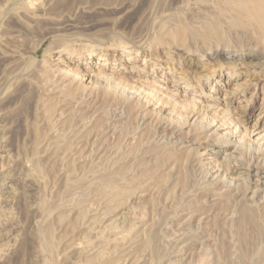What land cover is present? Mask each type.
<instances>
[{
    "label": "rangeland",
    "instance_id": "obj_1",
    "mask_svg": "<svg viewBox=\"0 0 264 264\" xmlns=\"http://www.w3.org/2000/svg\"><path fill=\"white\" fill-rule=\"evenodd\" d=\"M11 1L12 0H0V264H45V261L47 260L46 258L48 257V259H49L51 255L49 254L50 255L49 256L48 252L46 250H45V252L43 251L45 249V246H44V240H43L42 232L46 228V225L48 226V224H50V222L53 225V226H51V224H50V226L52 227V229H54L53 230L54 231L53 238L55 239L54 241L58 242L57 243L58 244V247H57L58 251L56 250V252H55L56 256L53 255L54 257H56V258H54V261L56 262V263L54 262L55 264H82L84 259H85V261L83 263L85 264L86 259L88 260L89 257L92 258V256H95V254L97 255L99 253V251L101 252V254L103 252V254H102L103 259H107L111 256V258L114 259L112 261L117 262L115 264H118L119 262H120V264L121 263L122 264H124V263L130 264V263H132V261L130 260L132 258H129L130 256H128L127 254H124V255L118 254L119 252H117V250L119 251V247L121 245L117 242L116 238H115V240L119 245L117 243H114V237L115 236L112 235V233L110 231L105 230L106 229L105 227L108 224V222L101 220L102 219L101 218L98 221V223H96V226H95V224L93 225V221L96 218L99 219L100 214L103 213V211H104V208L102 209V207H104V204L102 203V201H101V203H99L100 202V195H101L99 193H102L100 189L105 190L106 187L107 188L111 187L113 184H115L116 181H118V179H119V181L123 182L124 178H125L124 181H126V178H127V180L135 183V180L137 179V177H140V178H138V181L136 182V184H139L140 180L142 181V179L146 177V176L144 177L145 172L147 173L149 170V172H148V174H149L150 170L154 169V167L156 165L154 160L157 156L156 154H158V153L155 151L156 150L155 147L157 148L159 146L158 144L161 141V137H162L161 131L163 130L164 127L169 126V124H170L169 120L170 119H173L175 117L176 120H180L183 117V115H185L186 112L185 111L183 113L179 112V113H177L178 115H173L174 116L173 117L169 109L168 110L164 109L162 111L163 112L162 117L165 116V118H166L168 116L170 118L172 116L173 118L171 117L169 119L167 117L166 118L167 121L164 120V121L160 122V119H158L159 116H158V118H156L157 117L156 114H153V113L150 114V111L153 109L152 106L151 107L149 106L150 108L148 110V108H145L146 105H144V103L141 104L139 101H137L138 99L133 97V95L131 94L132 90H136V88L137 89L141 88L142 83H140V81H139L140 79L138 78V76H133V75L131 76L129 74L125 75L124 79L122 80V84L125 85L127 88H129L128 90H126L127 93H126V91H123V89L121 87H118V88L115 87V81H116L115 79H110V80L92 79L93 81L88 80L89 82L88 81L86 82V85H88L87 86L88 88L86 87L85 92L81 93L80 97L77 98V101H79L80 103L77 102L75 99L74 101L77 104L73 101L71 103L61 104V99H59L58 95L56 94V89H54V86H55L54 83L58 79L55 78L54 79L55 81H53L52 83H48V84L44 83L39 78L40 77L39 76L40 75L39 74V68H40V65L44 59L48 60V61L52 60V62H56L55 60L57 58H59V57L62 58V54L66 52L67 48H72V47L78 48L81 50V52H83L84 56L81 57L80 62H83L84 60L88 59L89 55L91 54L90 52H92V54H94L96 52H98V53L102 52V53L108 55L109 61H107L106 64L111 65L110 67H112V68L113 67H115V68L120 67L119 69H121V68L124 69V68L121 67L122 66L121 64L120 65L119 64L114 65L115 62H113L114 58L117 55H119L121 52V49L119 50L118 48L121 46L122 47L130 46V47H134V48L141 47L142 57H147L148 58L147 61H149V64L151 65L152 63L155 62L156 53L153 50H149L147 48V44L145 42L148 41V39H150L151 37H153L155 35V32L157 31V28H158L157 26L160 24L161 21H163V20H165V18H167V14L169 12H170L169 14L172 13L171 15H173V16H174V14H178L180 11V9H179V11L177 9L179 4L180 5H181V3L185 4L187 1L189 2V0H184V1L183 0H56V1L52 0L51 2H49L50 0H48V1L47 0L23 1V2L27 3L28 11L30 9L32 12L31 14H33V12H36V11L37 12L41 11V7L44 4H46V2L48 5H49V3L51 4V6L50 5L48 6L49 9L47 8L49 11L45 10L46 12L49 13L48 18H51V19H48V21H47L48 23H46V24L44 22V24L42 26L41 25L40 26H36V25L31 26L32 25L31 21L30 22L27 21V19H25L23 17V15H21V14H20V16H22L21 22L19 20V22H17L18 23L17 24L16 21L13 20L14 14H11L12 13L11 7H13V5H14V7L17 6L16 2H19V3H22V2H20L21 0H18V1L13 0V1H15V3H16L15 4L13 1H12L13 3ZM43 2H44V4H42ZM178 2H180V3H178ZM188 2L186 4L188 6L187 8L193 7L192 6L193 2H191L189 4H188ZM9 4H11V5H9ZM6 5H7V7H6ZM8 8L9 9L11 8V9L9 10ZM7 9H8V13L6 12ZM173 11H175V12H173ZM8 15H10V16H8ZM164 15H166V16H164ZM20 16L18 15L19 18H20ZM168 17H169V15H168ZM27 26L28 27L31 26V27L28 28ZM51 27H53L52 29L54 31H57L56 32L57 35H54V34L50 35L49 38L46 39L44 44L41 45L40 41L44 39L43 37H45V33L48 34L49 32L53 31L51 29ZM54 27H55V29L57 27V29L55 30ZM58 29H59V31H58ZM146 37H148V38H146ZM233 41H235V42H233ZM233 41L231 42L232 45L230 44L231 46L228 47L229 48L228 50L234 56V59H230V61L236 62V64H238V66H240V64L243 65V64L248 63L247 65L251 64L250 65V67H251L252 64L253 65L257 64L258 67H256V68H258V69L260 68V70L264 71V62H263L264 57H261V58L259 57V59L257 58V56L253 57L257 54V52H255V50L260 52L259 51L260 49L257 48L256 44H254L255 43L254 41H253L254 43H252V44L250 42H248V44H247L246 41H242V42H239V41L236 42V40H233ZM244 42H245V44H244ZM235 43H240V44L235 45ZM241 43H243L244 45L242 44L243 45L242 46ZM239 45H241V47ZM247 46H250V47H248V49H247ZM253 47L256 49H253ZM238 48H241V49H238ZM245 48H246V50H245ZM59 51H62V54H60ZM160 51L162 52L163 50L161 49ZM209 54L212 55V53H209ZM254 58H256V59H254ZM67 61L72 62L74 65L78 64V62H79L77 57H72ZM92 61H93L92 66L100 67L104 64V62H100L99 60L96 61L93 59ZM224 63H225V65H227L226 62H224ZM149 64L144 66V67L148 68L147 69L148 72L151 71V66ZM181 65H183V64H179L178 61L175 62V67L177 69H183L185 66H187V65H184V66H181ZM158 70L159 71H157V73L152 75L153 77L151 76V78L155 79L154 81L159 82V81H161V76L164 74H162V69H160V67L158 68ZM169 70L171 71V73H173V70H171V69H169ZM165 72H166V70H164L163 73H165ZM137 80H138V82H137ZM167 83H166V85H168L169 89L175 88L174 87L175 84H173V83L167 84ZM164 84L165 83L163 82V85ZM260 86H264V82L261 83ZM263 91H264V88L260 87L258 89V92H257V98L254 101L250 102V104L244 103L247 111L252 113V117L250 119V121L252 123H254L258 119L257 117H258L259 113L261 112V108L263 107L262 106V103L264 102ZM123 93H124V95H123ZM242 94H243L242 92H240L238 94V98L232 107H234V108L236 106L238 107L239 101L242 100V98H243ZM121 95H123V97ZM129 97H131V98H129ZM133 102H134V104H133ZM137 103H138V105H137ZM66 104H68V105H66ZM50 105H53L55 107L54 110H56V112H55L56 114L54 113V116H52L54 118L53 119L51 118L50 119L51 121H48V119L46 118V114L48 111L47 109ZM61 106H62V109H65L64 110L65 114L63 113V110H60ZM65 106H68V107L63 108ZM142 106H144V107H142ZM70 109H71V111H70ZM72 109H75V110H72ZM144 111L145 112L147 111L150 114V116L148 114V120H146V122L141 120V118H142L141 113H143ZM263 111H264V107H263ZM59 112L60 113L62 112L61 115ZM138 113H139V115H137ZM62 114H64L65 116ZM68 115H71V117ZM179 115L180 116L182 115V117L180 118ZM56 116H57V118H56ZM135 116L137 117V119ZM263 117H264V114L261 116V118H263ZM65 118L66 119L68 118V119L66 120ZM155 118H156V120H154ZM57 119H59V121ZM64 120L66 121V124L64 123L65 122ZM68 120H69V122H68ZM166 124H168V125H166ZM136 128H139V129L136 130ZM131 131H132V133H131ZM58 132H59L60 137L58 135ZM62 132H63V134L61 136L60 133H62ZM130 133H131V135H130ZM179 136H181V134H179ZM140 140H142V141H140ZM59 142L60 143L61 142H63V143L67 142V144L61 143V145H60ZM115 142H117V143L115 144ZM130 142L132 145L130 144ZM57 144H59V146H61V148L59 146H57ZM155 144H157V145H155ZM64 146H66L67 148H65ZM111 146H112V149L110 148ZM188 146H190V144ZM219 146L220 145L218 144V145L212 147L211 153H216L219 150L218 149ZM114 147H115L116 151H115V149L113 150ZM132 148H133V150H132ZM108 149H109V151H107ZM148 149H151L152 151H150ZM92 150H94V151H92ZM124 150L127 151V153ZM130 150H132V154L128 153V151L130 152ZM103 151L105 154L103 153ZM145 151H147V152H145ZM115 152H116V155L119 154V156L117 155L118 156L117 159H115L116 157H114V159H115L114 160L113 154ZM100 153L102 154L103 157L101 156ZM134 153L136 155L137 154L138 155L136 156ZM145 153L146 154L149 153L147 155L150 157L145 155ZM179 153H181V152L179 151ZM125 154L131 155L128 158V160H126V162H123V165H125V166L128 165L126 167L128 169H126L127 171L124 172L125 173L124 176L120 175V174L118 175L117 170H114V168H116V169H118V168L115 166L113 167V164H115L114 161H117L120 157L121 158H122V156L125 157L126 156ZM153 154H155V157ZM116 155L114 154V156H116ZM132 155H133V157H132ZM141 155H143V158H141L142 157ZM93 156H94V158H92ZM104 156H105V158H104ZM216 156H221V152L216 153ZM101 157H102V159H101ZM153 157H154V159H153ZM204 158L209 159L210 157L205 156ZM143 159H145V160H143ZM98 160H99V162H98ZM100 160H102V161H100ZM133 160H134V162H133ZM136 160H137V163H136ZM147 160H149V161H147ZM34 161H35V164L39 163L38 165L41 166V171L43 170L42 171L43 173L38 174L35 172L34 164H33ZM127 161H129V162H127ZM144 161L146 162V164L145 165L140 164L142 167L141 168L138 162L145 163ZM205 161L203 162L204 165L203 164L195 165V168H193V169H192V167H190V165L188 163L184 164V166L182 168L183 173L186 174L189 177L188 179L190 180V181L188 180L189 187L186 190L188 192L187 194H184L182 191L180 192L181 188L179 187L180 185L178 183L179 182V180H178L179 179V177H178L179 172L176 171L177 168L174 166V164L171 165L172 163H169V162L166 163L167 167H165V165L162 166L165 169L160 168V167H158L159 168L158 169L157 167H155L160 171L165 170L166 172H168V170H170L172 172L173 171L172 169L175 168L174 169L175 172L173 171L174 175H173V172L169 173L170 176L168 173H164L165 175H168L169 177H171V178L168 177L169 180L170 179L171 180H170V182H167L168 184L166 183L167 186L163 185L166 181H164V183H161V180L159 181V177L161 175H163V171L159 172L157 169H155L154 170L155 172H152L153 171L152 170L151 175H155V173L157 175V173H158V177L155 175L158 178V180L155 177L152 178V180L154 179L153 180L154 185H153L151 180L148 181L149 183L151 182V184H152L151 185L148 183L151 186L152 190L151 189L148 190V188H150V187H148L149 185H147L146 191L147 192L149 191V192L146 194L147 195L146 197L143 196L144 199L142 198L141 195L138 194V197L141 196L140 198L135 196V197H133L134 199L131 198L130 201H128L129 205H131V208H133V206H134V208H136V211L133 210L135 212V213L133 212L135 217H134L133 213L131 214V217L134 218L133 219L134 224H132L129 219L127 220L122 216L121 217L117 216V223L120 222V223H118V227L120 229L122 228V230H124V231L127 230V227L130 224L133 226L136 225V227H134L135 230H133V234H131L133 237L131 236V238L129 239L132 242L134 239L138 238V233H140L139 236L143 232H144L143 234L146 235V233H148L147 230L150 229L149 233H151V234L148 233V235L144 236L146 238L148 237L149 241L151 240L150 242L148 241V246H147L148 250H147V248L145 249L146 251L149 252V250H150L149 248L151 247L152 251L150 250L151 253L149 252L150 258L148 257L149 254H146L148 252L144 253L145 250H142L141 248L137 249L136 247H134V248H132L131 251H130L131 248L129 249L131 254H129V253L128 254L133 255V257L137 251V254H136L137 257H136V255H135V257L137 258V261H139L138 262L139 264H146V263L147 264H163V263L164 264H205V263L209 264L208 260L211 261L210 262L211 264H215V263L216 264H221V263L224 264V262L222 260L223 256L221 255V253L223 255L229 256L231 258L230 259L231 261H230L229 257H224V260H225V258H228L225 260L226 264H232L233 259L235 260L233 264H235V263L237 264L236 260L238 262L241 261V263L239 262V264H246V263L247 264H256L257 262L260 264H264V258H263L264 253H262L264 251V243H263L264 234L262 233L263 235L259 236V237H261V239H257V238H259L258 236L252 238V236H250L251 233L248 234L250 236V237L248 236V239L249 238L254 239V240L256 239L255 241L259 242V243L258 242L256 243L253 240L254 241L253 244L256 243L254 245V247H256V245L259 246V244H260V247H258V249H260L261 253L259 251H256V253L254 252V250H257V248H254V250L253 249L249 250L250 248H253V244L251 243V241H252L251 239H249L248 243L249 244L251 243L250 246H252V247H249V244H248V247H247V245H245L246 246L245 247L241 240H240V243L238 242V240L240 238V236H238L239 233H238V235H236L238 231L236 230V226L234 224L237 222V220H238L237 217H239V216H238L237 209L236 208L234 209V205L237 206L236 202H237V200H239L241 198L242 194L237 193V195L239 194L238 195L239 199H238V196L236 194H234L236 191L234 189L237 188L236 185H238L241 182H244L243 178H241L242 180H240V181H239V179H235L234 183L232 180H230L229 181V183L231 182L230 185L228 183V185H227L228 187H226V189H222L223 192H225V191L226 192L223 194H219V195L218 194L216 195L215 192L220 193L221 190L219 191L217 188H221L222 186H220L219 183L217 184L215 182L214 183L215 185H212V187L213 186L216 187L215 192L214 193L209 192V194H207L209 191L208 185L212 183L214 177H213V174H211V173H213L212 172L213 171L212 166L211 165L209 166V164H208L210 162V160L209 161L205 160ZM125 163H129V164H125ZM205 163H207V165ZM130 164H131V166H130ZM187 164H188V167L187 166L185 167V165H187ZM147 165H149V166H147ZM191 165H193V164H191ZM100 166H101V168H100ZM143 166H145V167L143 168ZM206 166H207V168H206ZM146 167H148V168H146ZM172 167H174V168H172ZM209 167H211V168H209ZM111 168H112L113 172H111V170H110ZM168 168H170V169H168ZM144 169H146V170L144 171ZM198 170H200V171H198ZM185 171H187L189 174L187 172L185 173ZM115 172L117 175H115V174L112 175ZM139 173H142V174H139ZM159 173H162V174H159ZM192 173H193V175H191ZM103 174H105V175H103ZM171 174H172V176H171ZM175 174H176V176H175ZM95 175L96 176L100 175V178H99V176H97L99 179H101V180L98 179L99 182L96 180L97 177H95ZM101 175L106 179L107 178L109 179L110 177L111 178L109 180L107 179V183H105L106 179H104V178L102 179ZM151 175H147L146 178H150ZM189 175H191V176H189ZM105 176H107V177H105ZM119 176H122V177H119ZM194 176H196V179H194ZM261 176L264 178V174H262ZM28 177H29V179H28ZM78 178L80 179V181H78L79 180ZM115 178H117V179H115ZM120 178H122V179L120 180ZM130 178L132 180H133V178H135V180L132 181V180H130ZM73 179H74V181L75 180L76 181L74 182ZM175 179H177V181ZM207 179H211L212 181L210 180L211 181L210 182L208 180L209 181L208 182ZM155 180H157L156 186H155ZM193 180L194 181L197 180V183H195L197 185L193 184L194 183ZM85 181H86V183H85ZM91 181H93L94 183ZM100 181H104V183H100ZM81 182L84 185H82ZM121 182H118V183H121ZM191 182H192L193 186L191 185ZM198 182H200V183L198 184ZM201 182H203V183H201ZM160 183L162 184L161 189L157 187L158 184H159L158 186L160 187V185H161ZM204 183L207 184V187H206V185H204ZM97 184H99V185L97 186ZM176 184H177V186H176ZM175 186L177 188H175ZM71 187H72V189H71ZM95 187H97V188H95ZM233 187H236V188L233 189ZM73 188H75V189H73ZM172 188H174L173 189L174 191L172 190ZM189 188L192 190H189ZM96 189L97 190L99 189V191L95 192ZM154 189H155V191H154ZM157 189H158V191H157ZM170 189H171V193L175 192V190L178 189V190H176V193H175L176 195L174 194L176 196V197L174 196L176 199V203H174L175 200L173 199L174 197L171 193H170L171 198H169L170 195L168 192H170ZM242 189L243 188L241 187V190ZM199 190H201V191H199ZM205 190H207V191H205ZM186 191H185V193H186ZM204 191L206 192V195H205ZM177 192L179 194L181 193L180 196H182L183 194L184 195L180 198L177 195L178 194ZM201 192L202 193L204 192V193L201 194ZM96 193H98V194H96ZM227 194L229 196L228 198H230V199H229V201L227 200L228 204H226V206H224V203H227V201L225 200V199H227ZM262 195L264 197L263 193H262ZM177 196H178V200L179 199H181V200L177 201ZM230 196L231 197L233 196L237 199L234 198L235 199L234 200L233 197L231 198ZM167 197H168V199H167ZM218 197H220V198H218ZM223 197L225 199H223ZM261 197L257 199L256 203H258V205H262L264 207V205H263L264 204V198L262 197L263 199L261 201H258L259 199H261ZM96 198L99 199L98 200L99 202L95 200ZM151 198L154 201H157V202H155V204L157 206L155 205L154 207H152L154 210L147 203L144 202L145 200L151 199ZM186 198H187V200H186ZM222 199H223V201H221ZM231 199H233V200H231ZM81 200L82 201L87 200V202L85 204H82L83 205L82 206ZM168 200H170V202ZM62 201H63V203H62ZM201 201L203 204L206 201V204H204V206H202ZM219 201H221V202H219ZM224 201H226V202H224ZM49 202H51V203L49 204ZM138 202H139V204H137ZM229 202L231 203V205H229L230 204ZM41 203H43V204H41ZM144 203L146 204V206H149V207H145ZM170 203L172 204L171 206H170ZM215 203L218 204V206ZM46 204H47V206H46ZM101 204H102V206H101ZM211 204H213V205H211ZM219 204L220 205L222 204V205L220 206ZM200 206H202L201 208H203V210L200 209ZM205 206H207V207L210 206V208L206 207V209H207V211H206ZM213 206H214V208H212ZM44 207L47 208V211H45L46 209H44ZM163 207L165 210L163 209ZM228 207H230V208L228 209ZM131 208L128 207V210L124 211L125 214L127 212L129 213V211H131L130 210ZM219 208H221V209H219ZM48 209L50 211H48ZM209 209L212 211L210 212ZM216 209H218V210H216ZM233 209L235 211H233ZM85 210H86V212H85ZM208 210H209V212H208ZM141 211H142V213H141ZM151 211H153V212H151ZM207 212L210 214H206ZM216 212L219 214L216 215L217 214ZM231 212H233V213H231ZM144 214L145 215L147 214V216H145ZM83 215H85V216H83ZM143 215L146 219L143 217ZM204 215H206V216L203 217ZM231 216H233V217H231ZM59 217L63 218L64 221H61V218L59 219ZM139 217H140V219H137ZM208 217H210V218L208 219ZM218 217H220V218H218ZM123 218L125 221L124 225L127 227H125L123 225V223H124ZM129 218H130V216H129ZM236 218H237V220H236ZM112 219H114V217ZM115 219H116V217H115ZM130 219H132V218H130ZM136 219L138 222L136 221ZM210 219H211V221H210ZM139 220H142V221L139 222ZM229 220H231V221H229ZM59 221L62 223H60ZM128 221H130V224L127 225ZM135 221L138 225L139 224L140 225L138 226L135 223ZM157 221H158V223H156ZM208 221L211 223H209ZM212 221H214L215 223ZM217 221H219V223ZM233 221H235V222L233 223ZM151 222H153V223H151ZM184 222L186 224H184ZM220 222H221V224H220ZM151 224H153L152 227H151ZM144 225L145 226L148 225L147 226L148 229H146L147 232L144 231L145 230ZM180 225L183 226L182 229L180 228ZM184 225H186V226H184ZM43 226L45 228H43ZM92 226H93V228H92ZM149 226H150V228H149ZM190 227H191V229H190ZM210 227H212V228L210 229ZM139 228H141V229L144 228V229H142V231H143L142 233H141V229H139ZM176 228H178V231ZM90 229L95 230V231L93 232ZM128 229H129V227H128ZM100 230H101V232H100ZM91 231L93 232V234ZM104 231H106V233ZM195 231H196V233H195ZM263 231H264V228H263ZM87 232H89V233L87 234ZM90 232H91V234H90ZM154 232H156V233H154ZM94 233H97V234H95L97 236H95ZM100 233H104L106 235L108 234L107 236H105L104 234H101V235L104 236L105 238H107V240L109 242L108 245L113 244V246H115V248L118 247V248H116L117 250L116 249L113 250L114 249V248H112L113 246L108 248L109 246H107L106 239L104 241H102V242H104V243H102L101 240L98 238L99 236H101ZM85 234L87 236L89 235L88 238L86 237ZM143 234H142V236H143ZM152 234H155V235H152ZM157 234L159 235V238H160L159 243H158L159 238H158ZM93 235L95 236V239L98 238L100 241L95 240L93 238L94 237ZM156 235H157V237H156ZM135 236H137V237L135 238ZM108 237L110 238V241H109ZM208 237H209V239H208ZM86 238L90 239V241L87 240L88 242H90V243L92 241L94 242L95 246L92 245L93 243L90 244L91 247L87 246V248L89 247L91 250L89 248L87 249L85 247L86 246L85 243H87ZM156 238H158V239H156ZM155 239L157 240L156 246H154ZM177 239H179V240H177ZM183 239H185V240H183ZM204 240H205V242H204ZM260 240H262V241H260ZM40 241H42V242H40ZM216 241H218V242H216ZM111 242H112V244H111ZM203 243H205V244H203ZM206 243H209L208 246L209 245L210 246L208 247ZM102 244H103V246H102ZM130 244L131 243H128L126 246H130ZM149 244H151V245L149 246ZM216 244H217V246H216ZM222 244H223V246H222ZM239 244H241L242 250H240L241 247ZM225 245H226V247H225ZM227 245L229 246V249H228ZM242 245L246 248V250L249 248L248 250L250 252L251 251L253 252V253L251 252L252 254L249 252L251 254L250 255L244 249V253L247 252V254H248L247 259L250 258L249 260L246 259V263L244 261H242L243 259H241L242 256L245 255L244 253H242L243 252V246ZM40 246H42L44 248H42V247L40 248ZM126 246H125V248H129ZM152 246H154V247H152ZM157 246H159V247H157ZM218 246H220V247H218ZM99 247H100V249H98V251H97V248H99ZM101 247L102 248L106 247L107 249H102ZM2 248H3V250H2ZM83 248H86L85 251L87 250V252H85ZM138 248H139V246H138ZM152 248H154V249H152ZM223 248H225V249H223ZM231 248L234 250H232ZM133 249H135V251ZM155 249L158 251V257H159V258L157 257L158 259L157 258L155 259V257L157 256V254H154L156 252ZM41 250H42V252H41ZM88 250H89V252H88ZM104 250L107 252L108 256ZM112 250L117 252L119 259H118V256L115 252L112 254L113 256L111 255ZM140 250H142V251H140ZM154 250H155V252H154ZM237 250L240 252H238ZM228 251H229V253H228ZM230 251L233 254H235L236 257ZM40 252L45 253L47 255V257L45 254H41ZM83 252L85 254L87 253V255L83 254ZM140 252L144 256H142V254ZM257 252L260 255H258ZM173 253L176 254L177 258H176V256H173L174 255ZM114 254H115V256H114ZM140 255L142 256L141 258H139ZM161 255H162V257H164L163 259H162ZM238 255H239V257H238ZM240 255H241V257H240ZM249 255L251 257H249ZM53 256H51V257L53 258ZM123 256L125 258L128 257L129 259L125 260ZM254 256H258V257H255L257 260L254 258ZM189 257L192 259V261L190 260ZM202 257H203V259H202ZM206 257L209 259H207ZM232 257H234V258L232 259ZM111 258H109V259H111ZM253 258H254L256 263L254 262ZM261 258L263 260H261ZM140 259H143V260H140ZM144 259H147V260H144ZM164 259L166 261H164ZM156 260H158V261H156ZM159 260H160V262H159ZM260 260L263 263L259 262ZM144 261H147V262L145 263ZM198 261H199V263H198ZM219 261H220V263H219ZM168 262H170V263H168ZM174 262H176V263H174ZM138 263H136V264H138Z\"/></svg>",
    "mask_w": 264,
    "mask_h": 264
},
{
    "label": "bare ground",
    "instance_id": "obj_2",
    "mask_svg": "<svg viewBox=\"0 0 264 264\" xmlns=\"http://www.w3.org/2000/svg\"><path fill=\"white\" fill-rule=\"evenodd\" d=\"M15 1H13V2L15 3ZM23 1H28V0H21L20 2H22V3L16 2L17 6L14 7V5H13V7H11L12 10H13V11L11 10V12H12L11 14H14L13 20L16 21V23L19 22V20L21 22L22 16H20V14L23 15V17L25 19H27V21H29V22L31 21V24H32L31 26H33V25L34 26L35 25L36 26H40V25L42 26L44 24V22H45V24L48 23L47 22L48 19H51V18H48L49 13L46 12L45 10L49 9L48 6L49 5L51 6L50 3L48 5L47 2H46V4H44V2H43L42 4H44V5L41 7V11H39V12L36 11V12H33V14H31L32 13L31 10L29 9L30 12L28 11L27 3L23 2ZM51 1L52 0H50L49 2H51ZM54 1H56V0H54ZM187 2L185 4L181 3V5L179 4V6L177 5L178 8L177 7L176 8L178 9V11L180 9L178 14H174V16H173V15H171L172 13L169 14L170 13L169 12L167 14V18H165V20L161 21L160 24L157 26L158 28H157V31L155 30L156 31L155 35L153 37H151L150 39H148V41L145 42L147 44V48L149 50L155 51V53H156L155 62L152 63L151 65L149 64V61H147V59H148L147 57H142L141 47L134 48V47H130V46H124V47L121 46L122 48L121 47L118 48L119 50L121 49V52H120L119 55H117L114 58L113 62H115L114 65H116V64L120 65L121 64L122 65L121 67H123L124 69H122V68L119 69L120 67L119 68H115V67L112 68V67H110L111 65L106 64V62L109 61L108 55H106V54H104L102 52L101 53L96 52L94 54H92V52H90L91 54L89 55L88 59L84 60L83 62H80L81 61L80 60L81 57L84 56L83 52H81V50L78 49V48L72 47V48H67L66 52L63 53V54H62V51H59V53L62 54V58L64 57L63 59L59 57V58H57L55 60L56 62H52V60L48 61V60L44 59L45 61L43 60V62L40 65V68H39V74H40L39 78L44 83H47V84L48 83H52L53 81H55L54 80L55 78L58 79V80L56 79L57 81L54 83L55 84L54 89H56V94L58 95L59 99H61V104H63V103H71L72 101L75 102L74 101L75 99L77 101V98L80 97V94L85 92L86 87L88 86V85H86V82L88 80L93 81L92 79H103V80L115 79L116 80L115 81V87H117V88L121 87L123 89V91H126L129 88H127L125 85L122 84V80L124 79V76L128 75V74L131 75V76L132 75L133 76H138V78L140 79L139 80L140 83H142L141 88H138V89L136 88V90H132V91L130 90L131 94L133 95V97L138 99L137 101H139L141 104L144 103V105H146L145 108H148V110L152 106L153 109L150 111V114H152V113L156 114L157 115L156 118H158V116H159L158 119H160V122L164 121V120L167 121L166 118L168 116L166 118H165V116L162 117V115H163L162 111L164 109L165 110L169 109L171 114H172V116L173 115H178L177 113H179V112L183 113L185 111L186 113H185V115H183V117H182V115L181 116L179 115L180 118L182 117L180 120H176L174 116H173L174 118L171 116L173 119H170L171 117L170 118L168 117L170 119V120L168 119L170 121V124H169V126L164 127L163 130L161 131L162 132L161 133L162 137H161L160 143L158 144L159 145L157 147L158 149L155 147V149H156L155 151L158 153V154H156L157 156H156V158L154 160L156 165H157V166L155 165V167L163 168L162 167L163 165H165V167H167L166 163H168V162L172 163L171 165L174 164V166L177 168L176 171L179 172L178 173L179 174V176H178L179 177V179H178L179 182L178 183L180 185L179 187L181 188L180 192L182 191L184 194L188 193L186 190L189 187V182H188V180H189L188 178L189 177L186 174L183 173V169H182L185 163H188L190 165V167H192V169H193V168H195V165H201V164L204 165L203 162L205 160H208V161L210 160V162L208 164H209V166L210 165L212 166V170L213 171L211 169L210 170L213 172L211 174H213L214 179H213V181L211 179H207V181L208 180L212 181V183L208 185V187H209L208 190L209 191H208L207 194H209V192H211V193L215 192L216 187H214V186L212 187V185H215L214 184L215 182L217 184L219 183L220 186H222L221 188H217L219 191L221 190L222 192L221 191H220V193L219 192H215L216 195L217 194L219 195V194H223V193L226 192V191L223 192L222 189H226V187H228L227 185H228L230 180H232L233 183H234L235 179H239V181H240V180H242L241 178H243L244 182H241L238 185H236L237 188L233 187V189L236 188L234 190L237 191V192L235 191L234 194H236V195H237V193L242 194L240 199H239V196H238L239 194L237 195L239 200H237V202H236L237 206L234 205V209L235 208L237 209L238 216H239V217H237L238 220L236 218L237 222L234 225L236 226V230L238 231L237 234L236 233L235 234L238 235V233H239L238 236H240V238H241V239L239 238L238 242L240 243V240H241L242 243L244 244V246L247 245V247H248L249 239H251V238L248 239V236H249L248 234L251 233L250 236H252V238L256 237V236L259 237V236H262L264 234V231H263V228H264L263 227L264 226V207L262 205H258V203H256L258 198H260L261 196L263 197L262 193L264 194V188H263L264 187V178L261 176L262 174H264V117L261 118V116L264 114V111H263V107H264L263 103L264 102L262 103L263 107L261 108V112L259 113V115L257 117L258 119L254 123H252L250 121V119L252 117V113L247 111L244 103L250 104V102L254 101L257 98L258 89L260 87L264 88V86H260L261 83L264 82V71L260 70V68L259 69L256 68V67H258L257 64L256 65L252 64L251 67H250L251 64L247 65L248 63L243 64V65L240 64V66H238V64H236V62L230 61V59H234V56L230 53V51L228 50L229 49L228 47L232 45L231 42L233 40H236V42H238V41L239 42L246 41L247 44H248V42H250L251 44L255 42L254 44H256L257 48L260 49L259 50L260 52L255 50V52H257V54L255 56H253V57L257 56L258 59H259V57L260 58L264 57V0H189L188 4L193 2V4H192L193 7H190V8H187L188 7L186 5ZM178 3H180V2H178ZM9 5H11V4H9ZM6 7H7V5H6ZM8 9L6 11L7 13H8ZM173 12H175V11H173ZM18 15L20 16V18L18 17ZM168 15H169V17H168ZM8 16H10V15H8ZM164 16H166V15H164ZM31 26H29V27H31ZM52 28L53 27H51V29ZM54 29H55V27H54ZM56 29H57V27H56ZM58 31H59V29H58ZM56 32L57 31L53 30V31L49 32L48 34L45 33V37H43L44 39L40 41V44L43 45L44 42L46 41V39L49 38L50 35H52V34L57 35ZM146 38H148V37H146ZM233 42H235V41H233ZM236 44L238 45L240 43H235V45ZM242 44L243 43H241V45ZM244 44H245V42H244ZM241 45H239V46L241 47ZM248 47H250V46H247V49H248ZM161 49L163 50L162 52L160 51ZM238 49H241V48H238ZM253 49H256V48L253 47ZM245 50H246V48H245ZM209 53H212V55L209 54ZM72 57H77L78 58V60H79L78 64L74 65L72 62L67 61V60H69ZM93 59L96 60V61L99 60L100 62H104V64L102 66H100V67L92 66V64H93L92 60ZM254 59H256V58H254ZM176 61H178L179 64H183L181 66H184V65H187V66L184 67L185 69L184 68L183 69H177L175 67V62ZM224 62H226L227 65H225ZM263 62H264V59H263ZM147 64H149L151 66V71L150 72H148V70H147L148 68L144 67ZM159 67H160V69H162V74H164V75L161 76V81L158 82V81H154L155 79H152L151 76L154 75L155 73H157V71H159L158 70ZM169 69L173 70V73H171V71ZM164 70H166L165 73H163ZM137 82H138V80H137ZM163 82L165 83L164 85H163ZM166 83L167 84H170V83L175 84V86H174L175 88L169 89L168 85H166ZM240 92L243 93L242 96H243L244 99L242 98V100H240L239 103H238V107L236 106L234 108L232 106L235 104V102H236V100L238 98V94ZM126 93H127V91H126ZM123 95H124V93H123ZM123 95H121V96L123 97ZM129 98H131V97H129ZM263 98H264V91H263ZM77 102H79V101H77ZM133 104H134V102H133ZM66 105H68V104H66ZM137 105H138V103H137ZM62 106H61L60 110H63V113H64L65 109H62ZM66 107H68V106H65L63 108H66ZM142 107H144V106H142ZM54 109H55V107L53 105H50L48 107V109H47L48 111H47V114H46V118L48 119V121H51L50 119L54 118V117H52V116H54V113L56 112V110H54ZM72 110H75V109H72ZM70 111H71V109H70ZM147 111L146 112L144 111L143 113H141L142 114L141 115V117H142L141 120H143L144 122H146V120H148L149 112H147ZM61 113H60V115H61ZM64 114H62V115H64ZM150 114H149V116H150ZM71 115H68V116L71 117ZM137 115H139V113ZM56 118H57V116H56ZM156 118L154 120H156ZM136 119H137V117H136ZM57 120L59 121V119H57ZM69 120H68V122H69ZM64 123L66 124V121ZM166 125H168V124H166ZM137 129H139V128H136V130ZM131 133H132V131H131ZM131 133H130V135H131ZM60 134L62 136L63 132L60 133ZM179 134H181V136H179ZM58 135H59V132H58ZM59 137H60V135H59ZM140 141H142V140H140ZM61 143L62 144H64V143L67 144V142H64V143L61 142ZM61 143H60V145H61ZM116 143L117 142H115V144ZM130 144H131V142H130ZM189 144H190V146H188ZM218 144L220 146L218 148L219 150L216 153L221 152V156H216V153H211V151H212L211 148L216 146V145H218ZM155 145H157V144H155ZM57 146H59V144H57ZM59 147L61 148V146H59ZM64 147L67 148L66 146H64ZM110 148L112 149V146ZM133 148H132V150H133ZM109 149L107 151H109ZM114 149H115V147L113 148V150ZM132 150H130V152L128 151V153L132 154ZM148 150L152 151L151 149H148ZM92 151H94V150H92ZM115 151H116V149H115ZM179 151L181 153H179ZM125 152L127 153V151H125ZM145 152H147V151H145ZM103 153H104V151H103ZM149 153H147V154H149ZM114 154L116 155V152ZM114 154H113V159H114V157H116L115 159H117L119 154H117L118 156L117 155L114 156ZM147 154L145 153V155H147ZM153 155L155 157V154H153ZM101 156H102V154H101ZM130 156H131L130 154L129 155L127 154L125 157L122 156V158L120 157L117 161H114L115 164H113V167L115 166V167L118 168V169L114 168V170H117L118 175L119 174L123 175V176L125 175L124 172L127 171L126 169H128V168H126V167L128 165L127 166L123 165V162H126V160H128V158ZM141 156L140 157L143 158V155H141ZM205 156H209L210 158L209 159H205L204 158ZM102 157H101V159H102ZM132 157H133V155H132ZM148 157H150V156H148ZM154 157H153V159H154ZM92 158H94V156ZM104 158H105V156H104ZM143 160H145V159H143ZM100 161H102V160H100ZM147 161H149V160H147ZM98 162H99V160H98ZM127 162H129V161H127ZM133 162H134V160H133ZM140 162H138L139 165L140 164H142V165L146 164L145 161H144L145 163H140ZM136 163H137V160H136ZM33 164H34V170H35L36 173H38V174L43 173L42 172L43 170L41 171V166L38 165L39 163L35 164V161H34ZM125 164H129V163H125ZM188 164L185 165V167L186 166L188 167ZM191 164H193V165H191ZM205 164L207 165V163H205ZM130 166H131V164H130ZM147 166H149V165H147ZM140 167H141V165H140ZM144 167L145 166H143V168ZM155 167H154V169L150 170L149 174H148L149 170H148L147 173L145 172L144 177L145 176L147 177V175H151L152 174L151 173L152 170H153L152 172H155L154 170L157 169ZM100 168H101V166H100ZM146 168H148V167H146ZM172 168H174V167H172ZM206 168H207V166H206ZM209 168H211V167H209ZM163 169H165V168H163ZM168 169H170V168H168ZM174 169H172V170L174 171ZM110 170H111V172H113L112 168ZM145 170L146 169H144V171ZM158 171L162 172L163 170H161V171L158 170ZM164 171H163V175H161V176L159 175L160 176L159 177V181L161 180V183H164V181H166L163 185L167 186L166 183L170 182V180H171V179L169 180V178H171V177H169L170 176L169 173H172L173 171L172 172L170 170H168V172H166V171L164 172ZM187 171H185V173ZM198 171H200V170H198ZM174 172H173V175H174ZM164 173H168L169 176L165 175ZM114 174L117 175L116 172L113 173L112 175H114ZM139 174H142V173H139ZM159 174H162V173H159ZM103 175H105V174H103ZM155 175H156V173H155ZM155 175H151L150 176L151 179L150 178H146V177L143 178L142 181L144 179L145 180L143 182L140 180L139 184H136V182L138 181V178H140V177H137L136 180H135V178H133V180H135V183L127 180V178H126V181H124L125 180V178H124L123 182L119 181V179H118V181H116L115 179H117V178H115L114 180L116 182L114 181L115 184H113L111 187H109V188L106 187L105 190L104 189L102 190V189L99 188L101 190V192H102V193H99V194H101L100 195V202L98 201L99 199H97V198L95 199L99 203H101V201H102V203L104 204V207H102V209L104 208V211H103V213L100 214V218L99 219L95 217L96 219L93 221V225L95 224V226H96V223H98V221L101 218H102L101 220H104L105 222H108V224L105 227L106 228L105 230L110 231L112 233V235L115 236L114 237V243L118 242L121 245L119 247V251L116 249L118 247L115 248V246H113L112 242H111L112 245H108L109 242H108L107 238H105L104 236L101 235V234H104V233H100L101 236H99L98 238L101 240V242L106 239L107 246H109L108 248L113 246L112 247V248H114L113 250L116 249L117 252H119L118 253L119 255L127 254L128 256H130L129 258H132V259H130L132 261V263H130V264H136V263L139 262V261H137V258H136L137 257V255H136L137 251H136V253L134 252L135 249H133L134 250L133 252L135 253L136 257H135V255H134V257H133V255H129V254H131L130 251L132 250V248L136 247L137 249L141 248L142 250H145L147 248L149 239H148V237L146 238L144 236L148 235L150 229H148V227H147L148 225L147 226L144 225L145 226V230L144 231H146V229H148L147 230L148 233H146L147 232L146 231L145 232L146 235H144L143 234L144 232L142 231V229H144V228H142V229L139 228V229H141V233L143 232L142 233L143 236H142V234L139 236L140 233H138V238H136L137 236H135L136 239H134L133 242L129 240L131 238V236H132L131 234H133V230H135L134 227H136V225L133 226V225L130 224V221H131L132 224H134L133 223L134 222L133 221L134 218L131 217V214L134 211H136V208H134V206H133V208H131V205H129L128 201H130V199L135 197V196L138 197V194L141 195L142 198H143V196L146 197L147 196L146 194L149 192V191L148 192L146 191L147 185L151 184V182L149 183L148 181L151 180L152 183H153L154 179L152 180V178H154V177L157 178L158 177V173L156 175L157 177ZM191 175H193V173ZM191 175H189V176H191ZM97 176H99V178H100V175H97ZM97 176L95 175V177H97ZM171 176H172V174H171ZM175 176H176V174H175ZM105 177H107V176H105ZM119 177H122V176H119ZM99 178L97 177L96 180L98 181ZM101 178L103 179L104 177L102 176ZM28 179H29V177H28ZM104 179H106V178H104ZM107 179H106L105 183H107ZM121 179L122 178H120V180ZM194 179H196V176H194ZM99 180H101V179H99ZM130 180H132V179L130 178ZM157 180H158V178H157ZM157 180H155V186H156V181ZM175 180L177 181V179H175ZM73 181H74V179H73ZM78 181H80V179ZM91 182H93V181H91ZM118 182H121V183H118ZM85 183H86V181H85ZM100 183H104V181H100ZM195 183H197V180L194 181V183H193L194 185H197ZM199 183L200 182H198V184ZM201 183H203V182H201ZM230 183H229V185H230ZM177 184H176V186H177ZM193 184L191 182L192 186H193ZM82 185H84V184L82 183ZM98 185L99 184H97V186ZM153 185H154V183H153ZM158 185H157V187L161 189L162 188V184L160 185V187ZM204 185H206V187H207V184L204 183ZM176 186H175V188H177ZM148 187H150V188H148V190L151 189L150 185ZM241 187L243 188L242 190H241ZM95 188H97V187H95ZM190 188H189V190H192ZM71 189H72V187H71ZM73 189H75V188H73ZM99 189L98 190L96 189L95 192L99 191ZM173 189L174 188H172V190ZM176 190H178V189H176ZM176 190H175V192L171 193V189H170V192H168L169 195L171 193L173 195V197H174L176 195L175 194ZM154 191H155V189H154ZM157 191H158V189H157ZM185 191H186V193H185ZM199 191H201V190H199ZM205 191H207V190H205ZM203 193L201 192V194H203ZM96 194H98V193H96ZM180 194L178 193L177 195L181 198L184 194L182 196H180ZM205 195H206V192H205ZM178 196H177V201L181 200V199L178 200ZM140 197H138V198H140ZM175 197L173 198L175 200L174 203H176ZM228 197L229 196L227 194V199H225L224 197H223V199H225L226 201L227 200L229 201L230 198H228ZM262 197L258 201H261L264 198V197L263 198ZM169 198H171V195H170ZM218 198H220V197H218ZM234 198L235 197H233V199ZM167 199H168V197H167ZM223 199L221 201H223ZM233 199H231V200H233ZM235 199H237V198H235ZM186 200H187V198H186ZM84 201L81 200V205L85 204L87 202V200H84ZM168 201L170 202V200H168ZM221 201H219V202H221ZM226 201H224V202H226ZM228 201H227V203H224V206H226V204H228ZM144 202L147 203L152 208V207H154L156 205L155 202H157V201H154L151 198V199L145 200ZM50 203L51 202H49V204ZM62 203H63V201H62ZM201 203H202V201H201ZM41 204H43V203H41ZM47 204H46V206H47ZM137 204H139V202ZM204 204H206V201H205ZM204 204L202 203V206H204ZM171 205L172 204L170 203V206ZM211 205H213V204H211ZM216 205L218 206V204H216ZM229 205H231V203ZM101 206H102V204H101ZM149 206H146V204H145V207H149ZM202 206H200L201 210H203V208H201ZM45 207H44V209H46L45 211H47V208H45ZM128 207L131 208L130 209L131 211H129V213L127 212L125 214L124 211L128 210ZM206 207L207 206H205V210L207 211ZM207 208H210V206L207 207ZM212 208H214V206ZM229 208L230 207H228V209ZM163 209H164V207H163ZM219 209H221V208H219ZM234 209H233V211H235ZM209 210H208V212H209ZM216 210H218V209H216ZM48 211H50V210L48 209ZM142 211H141V213H142ZM211 211L212 210H210V212ZM85 212H86V210H85ZM151 212H153V211H151ZM208 212L206 214H210ZM134 213H133V215H134ZM231 213H233V212H231ZM218 214L219 213H217L216 215H218ZM144 215H143V217H144ZM83 216H85V215H83ZM117 216H120V217L122 216L125 219H127V220L129 219L130 220V221H128L129 223L127 222V225L130 224L128 226L129 229H128L127 226L124 225L125 224L124 218H123V222L124 223L122 222L123 225L125 227H127L128 231L127 230L124 231V230H122V228L120 229L118 227V223H120V222L117 223ZM129 216L132 219H130ZM145 216H147V214ZM205 216L206 215H204L203 217H205ZM233 216H231V217H233ZM113 217H114V219H112ZM115 217H116V219H115ZM134 217H135V215H134ZM60 218L61 217H59V219ZM209 218L210 217H208V219ZM218 218H220V217H218ZM137 219H140V217L137 218ZM137 219H136V221H137ZM211 219H210V221H211ZM61 221H64L63 218H61ZM136 221H135V223H136ZM140 221H142V220H139V222ZM219 221H217V222L219 223ZM229 221H231V220H229ZM212 222H214V221H212ZM234 222L235 221H233V223ZM60 223H62V222H60ZM151 223H153V222H151ZM156 223H158V221ZM209 223H211V222H209ZM50 224H51V226H53L51 222H50ZM50 224H48V226L46 225V228L43 226V228H45V229H44L43 232L41 231L42 232V236H43V240H44V246H45V249L43 251L45 252V250H46L48 252V255L50 254L51 256H53V255L56 256L55 252H56V250L58 251V249H57V247H58L57 243L58 242L54 241L55 240L53 238V233H54L53 230L54 229H52ZM184 224H186V223L184 222ZM220 224H221V222H220ZM152 225L153 224H151V227H152ZM182 225H180L181 229L183 228ZM184 226H186V225H184ZM92 228H93V226H92ZM149 228H150V226H149ZM211 228L212 227H210V229ZM176 229L178 231V228H176ZM190 229H191V227H190ZM90 230H92V229H90ZM92 231L94 232L95 230H92ZM91 232H90V234H91ZM93 232H92V234H93ZM100 232H101V230H100ZM104 232L106 233V231H104ZM156 232H154V233H156ZM88 233L89 232H87V234ZM195 233H196V231H195ZM95 234H97V233H94V235ZM149 234H151V233H149ZM104 235L107 236L108 234L107 235L104 234ZM152 235H155V234H152ZM157 235H156V237H157ZM88 236L86 235L87 238H88ZM95 236H97V235H95ZM95 236L93 237L94 239H95ZM87 238H86V241L87 240L90 241V239H87ZM98 238L95 239V240H99ZM115 238L117 239V242H116ZM158 238H159V235H158ZM158 238H156V239H158ZM156 239H155L154 246H156V244H157L156 243V241H157ZM208 239H209V237H208ZM257 239H261V237H259ZM159 240H160V238L158 239V243H159ZM177 240H179V239H177ZM183 240H185V239H183ZM251 240L250 241L253 244L256 239L255 240L251 239ZM109 241H110V238H109ZM260 241H262V240H260ZM40 242H42V241H40ZM204 242H205V240H204ZM216 242H218V241H216ZM255 242L257 243L258 241H255ZM91 243H93L92 245H94L93 241ZM91 243L87 241V243H85V245H86L85 247L86 248H87V246L91 247L90 246ZM102 243H104V242H102ZM128 243H131L130 246H126ZM251 243L249 244V247H252V246H250ZM263 243H264V241H263ZM151 244H149V246ZM203 244H205V243H203ZM206 244L208 246L209 243H206ZM217 244H216V246H217ZM241 244H239L240 247H241ZM255 244H253V248H250V249L248 248V249L249 250H252V249L254 250V248H257V250H254V252L255 253H256V251L260 252V249H258V247H260V244H259V246L256 245V247H254ZM102 246H103V244H102ZM125 246L129 247V248H125ZM138 246H139V248H138ZM154 246H152V247H154ZM222 246H223V244H222ZM244 246H243V252L242 253H244V249L246 250V248H245L246 246L245 247ZM41 247L42 246H40V248ZM157 247H159V246H157ZM218 247H220V246H218ZM225 247H226V245H225ZM42 248H44V247H42ZM86 248H83L84 251H85ZM98 249H100V247L97 248V251H98ZM102 249H107V248L105 247V248H102ZM129 249H130V251H129ZM149 249L151 250V247ZM152 249H154V248H152ZM223 249H225V248H223ZM228 249H229V246H228ZM248 249L246 251L248 252V254H250L252 251L250 252ZM2 250H3V248H2ZM113 250L111 251L112 252L111 255L115 252ZM142 250H140V251H142ZM147 250H148V248H147ZM150 250H149V252H150ZM155 250H154V252H155ZM232 250H234V249H232ZM240 250H242V247L240 248ZM41 252H42V250H41ZM85 252H87V250ZM88 252H89V250H88ZM117 252H115V253L117 254ZM146 252H148V251L145 250L144 253H146ZM149 252L146 253V254H149ZM156 252L154 253V254H157V256L155 255L156 256L155 259L158 257V251L156 250ZM238 252H240V251H238ZM247 252H245L244 253L245 255L243 254L244 256H242V258H241V259H243L242 261H244L245 263H246V259H247V255H248ZM99 253L97 255L95 254V256H92V258L89 257L88 260L86 259L85 264H113V263L115 264V263H117V262L112 261L114 259H112L111 256L109 257L111 259H109V258L103 259V255H102L103 252L101 254V252L99 251ZM105 253L107 254L106 251H105ZM228 253H229V251H228ZM262 253H264V251ZM41 254H45V253H41ZM83 254H85V253L83 252ZM118 254H117V256H118ZM173 254H174L173 256H176L175 253H173ZM257 254H258V252H257ZM85 255H87V253ZM221 255L223 256L222 260H223L224 264H226L225 260L228 259V258H225V260H224V257H229V256H225L222 253H221ZM233 255L236 257L235 254H233ZM250 255H249V257H251ZM258 255H260V254H258ZM51 256L48 259L47 255H46V257H47L46 259L48 261L45 259L46 260L45 264H55L56 263L54 261V258H56V257L53 256V258H52ZM107 256H108V254H107ZM114 256H115V254H114ZM142 256H144V255L142 254ZM142 256L140 255L139 258H141ZM149 256H150V254L148 255V257ZM263 256H264V254H263ZM161 257H162V255H161ZM238 257H239V255H238ZM240 257H241V255H240ZM255 257H258V256H254V258ZM129 258L128 257L127 258L124 257L125 260L129 259ZM163 258L164 257H162V259ZM176 258H177V256H176ZM233 258L234 257H232V259ZM254 258H253V260H254ZM118 259H119V256H118ZM202 259H203V257H202ZM207 259H209V258H207ZM230 259L231 258L229 257V260ZM249 259L250 258H248L247 260H249ZM140 260H143V259H140ZM144 260H147V259H144ZM190 260L192 261L191 258H190ZM261 260H263V259L261 258ZM261 260L259 262H262ZM84 261H85V259H84ZM156 261H158V260H156ZM164 261H166V260L164 259ZM208 261H209V264H211L210 263L211 261L210 260H208ZM234 261L235 260L233 259L232 264L234 263ZM83 262H82V264H84ZM144 262L146 263L147 261H144ZM159 262H160V260H159ZM170 262H168V263H170ZM236 262H237V264H239V262L241 263V261L238 262L237 260H236ZM254 262H255V260H254ZM174 263H176V262H174ZM198 263H199V261H198ZM219 263H220V261H219ZM118 264H120V262ZM256 264H260V263L257 262Z\"/></svg>",
    "mask_w": 264,
    "mask_h": 264
}]
</instances>
